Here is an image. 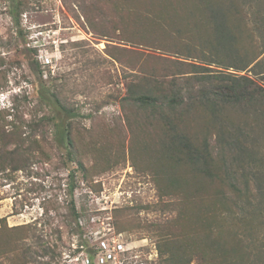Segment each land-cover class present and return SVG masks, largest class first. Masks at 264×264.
Here are the masks:
<instances>
[{"label": "rangeland", "instance_id": "1", "mask_svg": "<svg viewBox=\"0 0 264 264\" xmlns=\"http://www.w3.org/2000/svg\"><path fill=\"white\" fill-rule=\"evenodd\" d=\"M150 1L0 0V111L5 115L17 108V122L30 136L24 135L23 152L16 156L19 170L0 173V229L27 226L30 237L10 254L9 248L0 250V264H25L26 252L27 264H84L82 257L108 237V229L122 230L130 264H161L155 224H170L177 208L168 205L179 199L162 196L153 180L146 161L150 139L135 125L138 115L126 100L128 90L152 72L160 78L184 72L177 63L206 66L205 75L227 71L168 51L170 20L155 18L163 29L149 20L166 9L185 13L196 0H169L152 11ZM195 12L196 17L184 15L180 22L201 21L203 11ZM260 39L264 42V30ZM229 71L263 83L262 75ZM187 76L191 73L180 75L179 83ZM52 92L72 110L68 115L59 113ZM57 120L65 128L71 124V159L66 137L57 142ZM13 140L11 150L17 146ZM257 146L246 171L260 172L253 179L261 183L253 181L254 196L237 219H248L239 235L253 262L264 253V137ZM72 202L81 214L82 234ZM191 217L195 225V212ZM224 222L232 227L235 218ZM7 236L0 234V244ZM84 242L89 245L79 252Z\"/></svg>", "mask_w": 264, "mask_h": 264}, {"label": "trees", "instance_id": "2", "mask_svg": "<svg viewBox=\"0 0 264 264\" xmlns=\"http://www.w3.org/2000/svg\"><path fill=\"white\" fill-rule=\"evenodd\" d=\"M168 1H150L151 11ZM196 1L185 13L166 9L149 20L160 28L163 23L155 18L166 23V19L170 20L166 31L171 43L168 51L227 72L205 75L201 70L209 69L206 66L177 63L176 69L184 72L162 79L152 72L133 84L126 98L136 109L139 132L150 139L146 161L159 192L179 199L168 205L177 208L175 217L167 220L170 224H155L158 259L161 264H264V253L253 262L244 251L239 231L248 228V219L237 220L254 196L253 181L261 183L253 179L260 177V172L246 170L252 167L250 161L264 137V42L260 39L264 0ZM195 8L203 11L201 21L196 19L192 25L184 21V26L182 17H196ZM174 11L177 16H171ZM13 19L18 28V18L13 15ZM189 68L193 70L187 72ZM229 70L262 75L263 83ZM188 73L191 76L179 83V76ZM52 97L59 113L68 115L72 111L60 95L52 92ZM12 110L5 115L0 111V173L19 170L16 156L23 152L24 135L30 137L25 125L17 122V108ZM12 116L15 118L7 121ZM57 121V142L61 145V138L66 137L71 159L75 148L71 124L68 127L67 122L65 128L63 122ZM12 139L17 144L13 150L9 148ZM71 208L82 234L81 214L73 202ZM194 212L195 225L191 220ZM228 217L235 218L232 227L225 225ZM29 229H0V234L17 239L14 242L7 236L0 250L9 248L6 253H12L20 240L30 237ZM47 253V249L43 251L44 256ZM51 254L56 257L55 251ZM23 258L28 260L25 264L31 261L29 252Z\"/></svg>", "mask_w": 264, "mask_h": 264}, {"label": "built area", "instance_id": "3", "mask_svg": "<svg viewBox=\"0 0 264 264\" xmlns=\"http://www.w3.org/2000/svg\"><path fill=\"white\" fill-rule=\"evenodd\" d=\"M109 235L106 239L101 238L98 240L96 248L88 250V254L82 257L84 264H130L128 261L130 257L126 254V242H122L123 235L113 234L110 229H108ZM86 246H82L79 250L84 251ZM157 250V249H156ZM79 251V252H80ZM158 252V251H157ZM158 256V253H157ZM124 257V258H123ZM76 260L80 261V257H77ZM134 264H147V262H136Z\"/></svg>", "mask_w": 264, "mask_h": 264}]
</instances>
